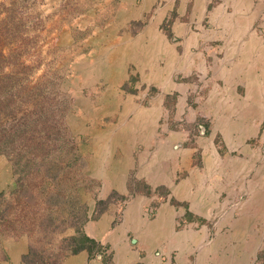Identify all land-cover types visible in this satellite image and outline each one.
Segmentation results:
<instances>
[{"label":"rangeland","instance_id":"1","mask_svg":"<svg viewBox=\"0 0 264 264\" xmlns=\"http://www.w3.org/2000/svg\"><path fill=\"white\" fill-rule=\"evenodd\" d=\"M191 1L0 0V51L24 52L26 63L33 66L32 77L44 73L50 80L49 96L62 100L64 143L53 157L64 165H74L71 171L76 180L73 186L65 181L62 195L48 192L44 196L33 191L25 198L34 217L26 227L32 229L25 227L22 231L15 226L0 232V264H64L66 257L75 254L70 251L78 246L72 239L76 230L97 244L91 257L110 264L112 248L104 243L108 232L102 231L99 238H94L86 233V227L105 213L113 217L111 228H107L110 231L120 223L124 205L136 195L152 197L143 208L147 218L166 200L183 211L176 220V229L188 224L205 225L211 234L217 215L209 219L195 215L189 211L187 201L174 198L167 186L151 185L138 177L136 166H115L124 162L121 150L126 146L134 150V163L135 154L146 149L144 158L157 154L160 163L172 154L169 164L181 159L177 156L180 149H188L191 164L175 169L174 183L186 178L192 166L200 174L209 171L211 176L215 171H234L238 181L243 182L259 173L258 179L264 182V114L251 120V132L241 141L235 140L234 133L230 139L223 131L233 126L222 118V81L217 77L224 44L222 39L212 37L214 28L206 19L201 20L198 12L192 16ZM20 38H24L21 43ZM129 52L139 55V60L129 61ZM176 57L180 59L174 63ZM155 66L162 70L160 77H152ZM138 67L144 68V74L136 72ZM114 68L125 70L116 85L114 77H109ZM14 87L16 83L8 89L11 100L5 111L12 106L19 110V105H24L17 92H11ZM26 93L21 92L22 98ZM153 106L158 111L149 131L127 128L136 109L148 112ZM161 144L169 148L162 151ZM73 145L77 155L71 163L67 161ZM117 170L121 182L113 181ZM216 179L212 177V181ZM15 180L7 157L0 154V191L12 190ZM45 181L56 187L55 181ZM211 185L215 190L219 188L218 182ZM238 195L233 202L245 199L247 192ZM236 218L235 212L230 222ZM243 219L241 222H247L251 230L247 233L223 228L226 246L244 260L243 264H264V212L249 213ZM256 234L254 244L251 238ZM79 251L88 256L86 249Z\"/></svg>","mask_w":264,"mask_h":264},{"label":"crops","instance_id":"2","mask_svg":"<svg viewBox=\"0 0 264 264\" xmlns=\"http://www.w3.org/2000/svg\"><path fill=\"white\" fill-rule=\"evenodd\" d=\"M191 2L192 16L198 12L201 20L206 19L214 28L212 37L223 41L222 59L218 62L222 64L220 70H217V77L222 81V100L220 99L222 118H225L226 124H233L223 131L230 135L228 136L230 139L234 133L237 137L235 140L241 141V137L251 132L249 127V124L253 123L251 120L259 114H264V0ZM127 55L129 61H133L132 58L139 60V55L133 52ZM179 59L180 57H176L172 61L179 62ZM124 71L123 68L111 70L109 77H114L112 81L115 85L123 79L121 75ZM136 72L144 74V68L138 67ZM161 73L162 70L155 66L152 77H160ZM124 75L125 73L123 77ZM157 111V106H153L148 112L136 109L133 119L126 125L127 128L136 127L146 133L150 127L152 128ZM160 147L158 151L159 149L166 151L165 148H169L167 144H161ZM187 150L180 149L177 156H181V159L169 164L167 160L172 154L166 156V160L160 163L157 154L152 153L149 158H144L148 153L146 149L144 153L140 151L135 154L137 159L134 163L131 155L134 150L126 146L121 150L125 156L124 162L115 166L125 168L136 166L138 177L151 185L167 186L174 198L187 201L189 211L195 215L204 219L217 215L211 228L212 233L207 232L209 228L205 225L194 227L188 224L189 226L185 228L176 229V220L183 211L166 200L156 206L152 217L147 218L144 216L143 208L151 202L152 197L136 195L124 205L120 223L114 225L110 231L107 228H111L109 224L113 217L105 213L86 227V233L94 238H99L102 231L108 232L104 243L112 248L110 264H169L172 261L173 264H243L244 260L226 246V237L222 235V229L229 227L232 231L244 230L247 233L251 230L252 227L244 222L243 217L249 213L257 215L260 211L264 212V182L258 179L259 173L253 179L243 182L238 181L234 171L231 173L225 170H222V173L215 171V176H211L209 171L200 174L198 169L192 166L187 171L186 178L174 183L172 178L175 169L178 166L188 168L191 164ZM113 174V181L117 179L121 182L120 172L117 170ZM212 177L218 179L212 181ZM212 182L219 183L217 190L211 185ZM244 191L247 192V197L233 202V199ZM235 212L237 218L230 222V217ZM240 219L244 220V223ZM255 237L251 238L254 244L258 240V235ZM245 248L248 249V246ZM14 261L15 259L12 262ZM64 264L102 262L97 256L88 259L85 251H79L66 257Z\"/></svg>","mask_w":264,"mask_h":264},{"label":"trees","instance_id":"3","mask_svg":"<svg viewBox=\"0 0 264 264\" xmlns=\"http://www.w3.org/2000/svg\"><path fill=\"white\" fill-rule=\"evenodd\" d=\"M23 40L24 38H20L19 43ZM22 53L24 52H18L16 49L8 53L0 51V154L7 157L12 173L16 175L15 187L7 193L0 191V232L10 227L16 229L15 226L20 227L22 231L26 228L32 229L26 227L34 217L32 218L33 214L30 213L31 204L26 202L25 198L33 191L44 196H47L48 192L54 196L62 195L65 181L70 182L71 186L76 182L73 179L74 172L71 171L74 165H64L53 157L61 151L59 147L64 143L61 133L64 109L62 100L49 96L50 80L44 73L32 77L33 66L26 63ZM13 83H16L17 87L11 92H17L18 100L23 99L24 105H19V110L12 106L5 111L9 105L8 100H11L8 89ZM2 90H5L4 95L1 94L4 93ZM23 90L27 93L22 98ZM70 153L67 162L73 163L77 155L74 145ZM46 179L55 181L56 187L49 186ZM49 203L50 201L45 205L49 206ZM185 215L190 216V213L186 212ZM197 220L202 221L200 218ZM76 232L77 235L72 236V239H76L78 246L70 253L86 249L88 257H91L98 249V246L93 247L97 244L82 231Z\"/></svg>","mask_w":264,"mask_h":264},{"label":"water","instance_id":"4","mask_svg":"<svg viewBox=\"0 0 264 264\" xmlns=\"http://www.w3.org/2000/svg\"><path fill=\"white\" fill-rule=\"evenodd\" d=\"M131 241H134L133 239H131Z\"/></svg>","mask_w":264,"mask_h":264}]
</instances>
